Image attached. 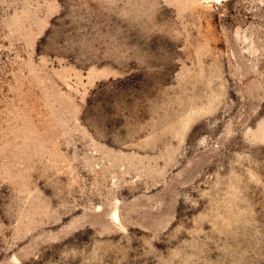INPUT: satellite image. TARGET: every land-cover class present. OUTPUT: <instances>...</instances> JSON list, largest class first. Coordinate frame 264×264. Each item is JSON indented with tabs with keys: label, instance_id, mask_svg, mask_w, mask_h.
<instances>
[{
	"label": "rangeland",
	"instance_id": "rangeland-1",
	"mask_svg": "<svg viewBox=\"0 0 264 264\" xmlns=\"http://www.w3.org/2000/svg\"><path fill=\"white\" fill-rule=\"evenodd\" d=\"M0 264H264V0H0Z\"/></svg>",
	"mask_w": 264,
	"mask_h": 264
}]
</instances>
